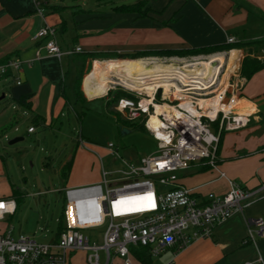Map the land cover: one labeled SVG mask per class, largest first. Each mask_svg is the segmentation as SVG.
<instances>
[{
    "label": "built area",
    "instance_id": "1",
    "mask_svg": "<svg viewBox=\"0 0 264 264\" xmlns=\"http://www.w3.org/2000/svg\"><path fill=\"white\" fill-rule=\"evenodd\" d=\"M48 2L33 0L35 11L44 17ZM56 37V27L44 17L33 40H44L48 55L61 60L84 52L81 46L63 49ZM236 42L234 36L227 39L229 44ZM236 50L233 70L227 73L230 53ZM244 56L240 48L183 57L149 56L144 57L151 69L147 73L109 71L106 92L98 97L121 91L114 104L116 112L131 124L143 125L156 140L157 151L139 163L121 158L123 166L113 170L106 168L98 155L101 180L64 188V217L57 219L62 230L49 242L22 233L15 236V227L6 217L16 213V200L0 197V264H71L72 253L80 251L85 252L88 264H114L115 259L134 264L132 249L146 247L152 257H158L170 249L185 248L196 239L210 237L217 224L263 197L264 182L255 189L242 187L227 178L217 163L221 134L247 126L256 112L253 103L250 111L240 110L246 78L239 67ZM97 60H93L92 70ZM203 61L215 72L207 73L200 65ZM21 65L17 60L0 63V76L21 69ZM194 65L201 67L194 71ZM16 83L22 80L17 78ZM205 98L212 100L210 105ZM80 142L89 147L82 134ZM106 148L114 160L119 158L115 143L109 142ZM204 161L227 179V193H211L199 200L193 189L178 183L180 171ZM249 225L256 227L249 228V238L254 239L255 232L264 235L263 219H250ZM99 227H105L102 243H92L86 231ZM258 261L263 263L260 255Z\"/></svg>",
    "mask_w": 264,
    "mask_h": 264
},
{
    "label": "crops",
    "instance_id": "2",
    "mask_svg": "<svg viewBox=\"0 0 264 264\" xmlns=\"http://www.w3.org/2000/svg\"><path fill=\"white\" fill-rule=\"evenodd\" d=\"M243 1L260 15L251 13L237 0H145L143 8L151 10L144 16L129 12L117 17L94 15L79 7L73 10L75 25L69 43L63 37L67 31L63 16L52 12L44 17L56 27V39L63 49L81 46L83 53L98 52L109 57L98 58L117 60L113 58L119 53L230 45L227 39L231 36L236 37V44L258 40L264 36V0ZM44 17L35 11L33 0H0V63L7 60L22 63L21 69L0 76V100L11 106L0 111V130L11 127L14 121L19 125L29 119L53 129L62 121L64 110L71 103L65 89L66 70H80L76 57L82 53L65 55L61 60L48 55L45 41L33 40L44 25ZM114 19L118 20L115 24ZM249 46L255 47L256 55L262 49L257 44ZM93 60L88 58L86 62L90 64ZM28 61L33 63L29 65ZM17 78L22 80L21 84L16 83ZM82 90L87 100L96 98L85 93L84 79ZM242 96L255 105L256 112L247 126L221 134L217 163L227 178L242 187L255 189L264 182V69L246 78ZM34 132L36 129L30 133ZM100 180L101 171H98L91 182ZM178 183L193 189V195L199 200L211 193L223 195L230 189L227 179L220 177L205 161L180 171ZM13 190L11 198L15 197ZM258 218L264 221V196L217 224L210 237L152 257L151 264H264V235L255 232L254 239L248 236L249 228L256 230L254 225H249V220ZM259 255L263 263L258 261ZM133 257L134 264H142ZM114 264H123V261L115 259Z\"/></svg>",
    "mask_w": 264,
    "mask_h": 264
},
{
    "label": "rangeland",
    "instance_id": "3",
    "mask_svg": "<svg viewBox=\"0 0 264 264\" xmlns=\"http://www.w3.org/2000/svg\"><path fill=\"white\" fill-rule=\"evenodd\" d=\"M136 1L49 0L48 4L50 6L45 7L44 15L59 12L63 16L67 21V31L63 34V37L69 43V35L75 25L73 10L76 11L80 7L87 11L85 13L91 12L94 15L117 17V15L121 16L128 13L123 12V9L129 5H134ZM53 5L59 6L57 11L53 10ZM129 13H140V11ZM112 21L115 24L118 20L114 19ZM261 47L262 49L257 55L254 52V46L243 47L242 50L245 56L240 63V73L242 63L246 57L260 59L257 57L260 55L261 60L264 61V45ZM168 56L183 57V55L177 54ZM104 57L107 58V56ZM76 58L77 62L80 61L81 68L83 64L81 55ZM97 59L100 61L109 60L105 58ZM126 59L119 58L117 60ZM92 67L93 61L90 64L85 63L81 89L84 76L92 70ZM66 73L65 89L71 103H68L62 121L58 122L55 128L52 129L44 124H36L32 119H29L19 123V125L14 121L11 127L7 126L0 130V197L9 198L12 189H20L19 194L13 196L17 203L16 213L6 217L15 227V236L22 233L31 235L38 241H51L58 232L59 222L57 219L64 217L66 203L64 188L66 186L74 187L89 184L93 176L101 171L98 155L103 157L105 167L113 170L123 166L121 158L139 163L142 157L155 153L158 149L156 140L146 129L142 127L134 128L130 122L126 123L119 120L121 118L126 121L121 114L116 112L113 104H107V99L111 96L88 100L85 97L84 104L78 101L75 88L77 75L80 72L72 68L69 72L66 70ZM9 106L7 101L0 100V111ZM12 113L14 114V112ZM77 113L79 116H77ZM30 125H33L36 132H28ZM15 126L19 127L18 131L15 130ZM123 128L128 129L130 132L123 134ZM212 129L213 131L216 130L215 127ZM227 132L225 133L227 134ZM80 134L89 144L88 148L81 146ZM17 136L23 137V140L10 144L9 141ZM109 142L115 143L119 150V158L115 160L106 148ZM72 156H74L72 173H70L69 179H65L61 173V167ZM104 230L105 227H99L87 230L86 234L92 243L101 244ZM100 254L102 257L104 256L103 251H100ZM74 255L76 257L72 259ZM71 256V262L88 264L85 252H73Z\"/></svg>",
    "mask_w": 264,
    "mask_h": 264
},
{
    "label": "trees",
    "instance_id": "4",
    "mask_svg": "<svg viewBox=\"0 0 264 264\" xmlns=\"http://www.w3.org/2000/svg\"><path fill=\"white\" fill-rule=\"evenodd\" d=\"M237 2L243 6L244 8L248 9L251 13H255V14H259V12L250 4H248L247 2L243 1V0H237ZM146 5L145 0H139L138 2H136L134 5H129L127 7H125L123 9V12H137L140 11L141 15L144 16L148 13L149 8H143ZM48 6L49 4L47 3L45 5V7ZM54 6V10L57 11L59 6L57 5H53ZM253 44H257L259 46H263L264 45V40L258 39L255 41H248V42H244V43H233L230 45H213V46H208V47H200V48H191V49H167V50H157V51H137L134 53H127V54H123V53H119V54H115V56L117 58H130V59H138L140 57H145L148 55H154V56H158V55H197V54H203V53H210V52H217V51H224V50H228V49H232V48H241L242 46H249V45H253ZM99 56H104L101 53L98 52H87V53H82L81 54V58L83 61V64L79 70V75L77 77L76 80V88H75V95L78 101L82 102L83 104L86 101V98L83 94V91L81 89V83H82V76H83V71H84V65L87 61L88 58H92V59H97ZM114 56V57H115ZM115 57V58H116ZM109 58V57H107ZM8 61V60H7ZM264 69V61H262L261 59L258 58H254V57H246L242 63L241 66V73L242 76L250 79L255 73H257L258 71ZM122 92L121 91H116L115 93H112L109 97V99H107V104L108 105H114L117 101V99L121 96ZM22 103L25 105V98L21 99ZM120 121H123L121 118H119ZM126 122V121H123ZM128 123V122H126ZM132 127L134 128H138V127H142L145 129V127L143 125H135L132 124ZM73 162H74V156H72L62 167H61V173L63 175V177L65 179H67L71 173L72 167H73ZM19 189L18 188H14L13 190V195L16 196L19 194ZM60 230H62V226L61 224L59 225ZM133 255L142 263V264H151L152 262V256L150 255L149 249L146 247H136L134 249H132Z\"/></svg>",
    "mask_w": 264,
    "mask_h": 264
},
{
    "label": "bare ground",
    "instance_id": "5",
    "mask_svg": "<svg viewBox=\"0 0 264 264\" xmlns=\"http://www.w3.org/2000/svg\"><path fill=\"white\" fill-rule=\"evenodd\" d=\"M237 55H238L237 50L232 51L230 53L227 73L228 71L233 70ZM219 59L223 60V56H219ZM147 63H148V59L145 58L126 59V60H106L104 63H101L100 61H96L94 63L93 70H91L84 78V91L90 98L101 96L106 92V88H107L106 75L109 71H119L127 75H141L147 73L148 71H151V69L147 66ZM200 65L207 68L208 70L207 73L215 72V71H211L210 69L211 66L210 63L208 62L203 61L201 62ZM200 65L192 66V70L194 71L198 70ZM218 70L219 69L216 70V73L218 72ZM211 101L209 100V98L204 99V102L208 103V105H210ZM251 106L252 105L250 101L243 98L241 99L240 102L241 111H250Z\"/></svg>",
    "mask_w": 264,
    "mask_h": 264
},
{
    "label": "water",
    "instance_id": "6",
    "mask_svg": "<svg viewBox=\"0 0 264 264\" xmlns=\"http://www.w3.org/2000/svg\"><path fill=\"white\" fill-rule=\"evenodd\" d=\"M128 132H130L128 129H126V128H123V129H122V133H123V134H126V133H128ZM21 140H23V137H15V138L11 139V140L9 141V143H10V144H14V143H16V142H18V141H21Z\"/></svg>",
    "mask_w": 264,
    "mask_h": 264
}]
</instances>
